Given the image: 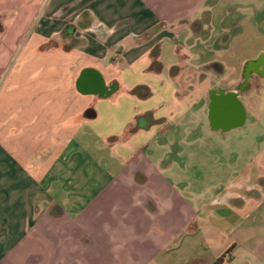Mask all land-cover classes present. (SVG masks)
I'll use <instances>...</instances> for the list:
<instances>
[{
    "label": "crops",
    "instance_id": "obj_1",
    "mask_svg": "<svg viewBox=\"0 0 264 264\" xmlns=\"http://www.w3.org/2000/svg\"><path fill=\"white\" fill-rule=\"evenodd\" d=\"M223 1L0 0V264H264V146L195 159L198 202L186 184L190 134L258 107L186 70ZM85 69L115 92H79Z\"/></svg>",
    "mask_w": 264,
    "mask_h": 264
},
{
    "label": "rangeland",
    "instance_id": "obj_2",
    "mask_svg": "<svg viewBox=\"0 0 264 264\" xmlns=\"http://www.w3.org/2000/svg\"><path fill=\"white\" fill-rule=\"evenodd\" d=\"M224 21L218 19L207 23L208 38L194 39L190 46V57L196 61L186 66L187 71H194L197 65H206V70L216 66L214 76L222 85L231 80L240 83L247 69L262 66L264 75V10H259L264 0H224ZM223 9V8H221ZM183 40V37H182ZM218 71V72H217ZM6 73L1 75L6 77ZM224 78V79H223ZM223 79V80H222ZM260 85L253 87L251 97L258 99V107L250 110L251 117L248 126L220 136L211 132V121L207 118L206 125L193 131L186 142L202 147V150L192 151L187 159L193 161L187 188L192 202L197 201L196 194L205 187L206 177L200 173L201 167L195 162L198 158H217L225 151L224 158L230 159L233 151L240 161L256 156L264 146V79L259 78ZM246 101V100H245ZM217 106L209 109L217 114ZM208 114V115H209ZM193 146V147H196ZM207 149V151H206ZM212 149V150H211ZM211 163V162H210ZM205 173V172H204ZM213 182V181H212Z\"/></svg>",
    "mask_w": 264,
    "mask_h": 264
},
{
    "label": "flooded vegetation",
    "instance_id": "obj_3",
    "mask_svg": "<svg viewBox=\"0 0 264 264\" xmlns=\"http://www.w3.org/2000/svg\"><path fill=\"white\" fill-rule=\"evenodd\" d=\"M3 33V24L0 21V35ZM263 67L253 66L250 70L247 69L243 75V80L236 87L239 94H244L247 91H251L253 87H258L260 85L259 78L264 79L262 74ZM239 110V109H238Z\"/></svg>",
    "mask_w": 264,
    "mask_h": 264
},
{
    "label": "water",
    "instance_id": "obj_4",
    "mask_svg": "<svg viewBox=\"0 0 264 264\" xmlns=\"http://www.w3.org/2000/svg\"><path fill=\"white\" fill-rule=\"evenodd\" d=\"M92 73H93V70H91V69H85L81 73L80 79H79L78 84H77V88H78L79 92H81L83 94L97 95V96L102 97V98H106L115 92V89L113 87L108 88L105 86V82H104L103 78H100V76L97 79L94 88L86 87L83 80L85 79L86 76H88ZM107 89L110 90V92H111L110 94H108ZM106 94H108V95H106Z\"/></svg>",
    "mask_w": 264,
    "mask_h": 264
},
{
    "label": "trees",
    "instance_id": "obj_5",
    "mask_svg": "<svg viewBox=\"0 0 264 264\" xmlns=\"http://www.w3.org/2000/svg\"><path fill=\"white\" fill-rule=\"evenodd\" d=\"M49 46V45H48ZM47 46V47H48ZM44 48V47H43ZM153 54H154V56H156L157 55V53L156 52H153ZM157 65H159L157 62H155V64H154V67H156ZM139 92H141V90L139 89V90H135V91H133V93L134 94H140ZM145 96V95H144ZM223 262V259H219L218 261H217V264H221Z\"/></svg>",
    "mask_w": 264,
    "mask_h": 264
}]
</instances>
